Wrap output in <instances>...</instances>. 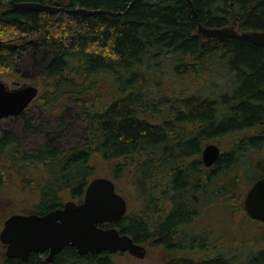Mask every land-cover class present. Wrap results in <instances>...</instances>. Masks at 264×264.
Wrapping results in <instances>:
<instances>
[{"label":"trees","instance_id":"trees-1","mask_svg":"<svg viewBox=\"0 0 264 264\" xmlns=\"http://www.w3.org/2000/svg\"><path fill=\"white\" fill-rule=\"evenodd\" d=\"M25 1L119 14L40 12L0 0V76L14 70L48 83L14 117L19 127L0 131V192L24 196L19 213L82 200L105 161L117 191L139 204L104 227L163 246L172 253L163 264H264L261 247L240 259L203 256L206 246L186 243L212 207L246 212L245 195L264 176V46L207 38L199 24L264 31V0H192L197 15L186 0H15ZM72 105L82 136L63 147L56 137ZM33 106L59 126L35 124ZM37 128L49 130L47 139L25 136ZM224 137L228 148L217 143ZM209 142L222 150L211 167L202 161ZM2 254L0 264H130L116 260L121 252L80 254L70 245L53 263L38 253Z\"/></svg>","mask_w":264,"mask_h":264},{"label":"water","instance_id":"water-1","mask_svg":"<svg viewBox=\"0 0 264 264\" xmlns=\"http://www.w3.org/2000/svg\"><path fill=\"white\" fill-rule=\"evenodd\" d=\"M193 8L192 0H186ZM14 8L32 9L40 12H75L82 15L108 14L119 12L105 9H88L63 6L41 2H15ZM197 15V14H196ZM199 32L214 39L247 41L264 46V31H238L234 27H206L199 24ZM36 85L10 87L0 80V131L2 121L8 117L21 115L39 95ZM221 147L215 142L207 143L202 149L203 163L211 167L219 159ZM247 214L264 222V176L257 179L248 189L244 198ZM128 199L117 191L116 183L110 177L97 176L87 185L82 200L69 199L63 206L45 214L13 213L4 221L0 240L6 245L8 257L27 260L31 253H47L46 260L53 261L55 255L70 245L77 248L80 254H97L102 251L128 252L143 259L147 247L137 243L116 225L104 227V224H116L128 212Z\"/></svg>","mask_w":264,"mask_h":264},{"label":"rangeland","instance_id":"rangeland-1","mask_svg":"<svg viewBox=\"0 0 264 264\" xmlns=\"http://www.w3.org/2000/svg\"><path fill=\"white\" fill-rule=\"evenodd\" d=\"M234 27V25H233ZM0 80L4 81L10 87H19L24 85H36L40 94L48 87L47 81L41 76L24 78L22 74L14 70L7 71L0 76ZM32 120L35 124L46 126L51 123L52 126L58 127L60 119L57 116L48 115L44 110L38 106H33L30 109ZM65 119L62 122L60 133L56 137L63 147H69L75 143L82 136V126L80 113H78L74 105L70 106V111L63 114ZM18 121L14 117H8L2 121V128H18ZM48 129L37 128L36 131L25 135L30 141H43L47 139ZM217 143L220 146L228 148L230 143L227 138H220ZM264 153V149L262 150ZM112 164L107 162H98L95 167V174L97 176L112 177ZM125 196V195H124ZM129 202V210L135 209L139 202L134 200L130 195L125 196ZM237 205V200L233 201ZM217 205L221 202L214 201ZM219 206H214L210 209L207 218L199 219L194 230H187V244L188 242H195L199 245L201 251L200 255L207 256L209 254L215 255L223 253L228 257L239 256L243 258L249 252L253 253L259 248H264V224H258L256 221L248 218L246 212L238 210L234 217L229 213H225L224 209H216ZM27 208V200L22 194L15 193L12 196H5L0 192V233L4 226V221L13 213H19L22 209ZM224 213V215H223ZM147 247L146 257L143 259L134 257L129 253L116 254V260L130 264H163L165 260L172 255L163 246ZM2 242L0 240V255H3Z\"/></svg>","mask_w":264,"mask_h":264},{"label":"flooded vegetation","instance_id":"flooded-vegetation-1","mask_svg":"<svg viewBox=\"0 0 264 264\" xmlns=\"http://www.w3.org/2000/svg\"><path fill=\"white\" fill-rule=\"evenodd\" d=\"M8 218V217H7ZM2 248H3V252H4V254H5V258H10V257H8L7 255H6V245L5 244H3L2 243ZM41 255V257H45V260H46V257H47V253H41L40 254ZM56 256V255H55ZM54 260H55V257H54ZM54 260L53 261H47L48 263H53L54 262Z\"/></svg>","mask_w":264,"mask_h":264}]
</instances>
